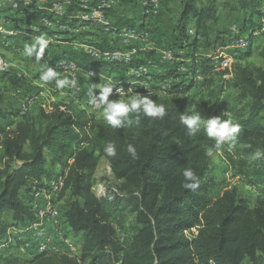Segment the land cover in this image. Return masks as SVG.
<instances>
[{
  "label": "trees",
  "instance_id": "1",
  "mask_svg": "<svg viewBox=\"0 0 264 264\" xmlns=\"http://www.w3.org/2000/svg\"><path fill=\"white\" fill-rule=\"evenodd\" d=\"M107 1L110 0H101ZM231 1L238 4L251 23L242 31L253 28L247 36L248 47L242 59L227 66L232 68L236 100L246 103L245 110L236 107L229 113H234L231 119L241 126L235 142L238 155L245 152L247 156L237 162L226 145L220 151L237 169L253 166L249 163L251 153L257 149L264 151V32L258 50L262 63H245L258 48L259 39L252 33L264 30L260 9L264 0ZM71 4L72 9L84 8L83 0H72ZM220 6L230 5L222 0H182L176 32L187 42L186 47L192 49L193 53L189 52L192 57L198 50L200 33H207L208 25L220 20ZM94 9L102 12V5ZM258 16L262 18L257 26L253 19ZM1 18L11 20L2 12ZM192 27L196 31L193 39L189 35ZM222 38L219 34L214 44L224 45ZM217 59V54L214 61L193 58L188 66L181 62L180 70L170 69L163 77L174 81L185 76L189 83L183 79L166 89L154 86L151 90L135 92L163 103L167 112L162 120L141 115L138 126L113 129L103 118L73 106H57L53 111L34 107L26 114L12 113L0 101V245L6 243L0 255L9 252L0 264H264V197L258 196L254 202L238 188L220 192L213 176L214 164L206 154L214 141L203 131L188 136L180 124L181 114L194 113L189 105V93L198 87L193 75L200 69L203 85L210 87L215 82L211 73L219 69L215 64ZM132 75L138 79L145 76ZM124 82L126 85L127 81ZM109 142L116 146L115 157L104 154V146ZM129 144L136 148V159L127 152ZM102 159L109 163L121 187L119 193L111 191L98 197L94 187ZM49 162L62 169L59 175L64 179V187L58 205L65 204L63 213L59 209V220L71 232H65L64 237L80 247L76 256L44 252L26 257L21 241H8L9 225L5 221L8 212L16 221L13 229L36 221L30 202L46 195L50 190L48 182L59 176L49 175ZM185 168H191L199 178V188L195 191L182 186ZM22 191L30 194L29 205L21 196ZM127 210L135 214L134 234L130 240L123 241L113 219ZM72 237L79 240L76 242Z\"/></svg>",
  "mask_w": 264,
  "mask_h": 264
},
{
  "label": "rangeland",
  "instance_id": "2",
  "mask_svg": "<svg viewBox=\"0 0 264 264\" xmlns=\"http://www.w3.org/2000/svg\"><path fill=\"white\" fill-rule=\"evenodd\" d=\"M36 1L37 0H17L16 2H18V13L20 15L29 13V16L36 18L35 15L36 9L40 8L38 4H36ZM48 1H49V6L47 7L46 12L49 15L53 16L52 18H50L52 21L45 20V17L43 15H38L37 19L39 20V22L41 21L42 26L49 29V32L53 31V33H55V35H51V36L47 34L45 35V38L49 41L50 44L59 43L60 40L58 39H72L73 36L87 33V31H91V30L94 31V35L97 36L98 39L96 41L94 40L95 42L94 45L93 44L88 45L87 42L90 40H88L87 38H83V39L80 38L78 40L72 41L71 43L72 48H70L71 50L67 54V57H63V55H61V58L56 63L52 58L53 54H49V58L45 54H43V57L41 58L40 62L37 63L34 60V58L25 56L23 54V49L21 48L13 49L11 40L4 38L3 40L1 39L4 45H0V58L3 60L4 66L2 67V69H0L2 70L0 71V101L4 109L8 112L20 113L19 112L20 109V111H23L22 113H26L27 111L29 112L34 107H42L48 111H53V109L56 108L57 106L72 105L80 110H86L90 114L93 113L94 115L97 116V118H103L101 114L102 110L95 108L93 109V107L88 103L89 98L87 96V90L91 84L96 85L97 95L99 94V88L103 86L105 83H109V82L116 84L119 83L120 84L119 87L121 88L123 87L125 94L129 97L131 95L137 94L135 93L137 91L138 92L144 91V89H140L144 86L145 87L148 86V89L150 88V90L154 89L155 88L154 86L164 89L163 84L170 80H164L163 77H165L164 75L168 70L174 67L173 64L176 60L175 55L180 52L186 54L188 52L193 53L192 49L189 46L186 47V45H188L187 42L183 41L181 38L179 43L177 41L178 43L177 45L174 44L169 45L168 49L161 52L160 54L158 53L159 49H161L160 45H157L155 42H153L152 52H151L152 56H148L146 52H142L143 50L141 51L138 47L135 46L139 42H136L135 45L132 44L133 41H138V39L141 40L142 43L147 44L146 42L147 40L150 39L151 37L150 35L154 33L155 24L150 25L152 28L149 29V31L146 30L147 29L146 27L148 26L146 24L151 23L153 21L152 17L154 16L155 18L160 13L162 9L161 0L159 1L156 7H152V5L149 6L150 0H144L145 2H147L146 3L147 13H145L146 26L144 25L142 29L124 28L123 30H122L124 26L123 24L121 27H118L115 25V23L111 21L110 11L113 9L114 4L117 3L115 2V0H113V3H110L109 8H107L102 13V17L99 18L100 21L98 19L92 18L90 14L91 13L90 11H92V9H94L99 5V0H95L94 3H92L89 0H83L82 7L84 8H80V9L76 7L74 9H72L71 7L68 9L67 6H72V5H70L71 3L65 0H48ZM222 1L229 3V5L232 4L231 0H222ZM11 2L13 4V0H11ZM263 8H264V4L260 8L261 12ZM221 10H227L226 13H229L228 17H224L221 15L220 18L222 22V24H220V27L225 31V33H227L225 35H222L223 37L222 39H224L225 41V43H223L224 45L214 44L216 43L215 42L216 35L215 33L211 32V36L209 37V39L207 37L206 39L207 42L203 43L202 49L200 51L201 53H211L210 56H207V57H211V59L214 58L216 54L218 55V59L215 62V64L218 67L221 66L219 68L221 71L217 70L218 72H224L226 70V69L225 70L222 69L223 67L224 68L226 67V63L230 64L231 62H235L237 60L234 57V50L233 47L231 46L238 39L237 36L247 37L250 35V32H252L251 30H253L252 27H249L247 32L242 31L245 28V25L242 23L241 14H235L234 12L232 13L231 8L229 7L225 8L223 6H220L218 12ZM23 16L27 17V15H23ZM260 16L255 17V19L258 18L259 22L260 19L264 16V13L261 18ZM232 24H235L236 26L233 25L234 26L233 28H229V26ZM3 25H4L3 22H1L0 32L2 34L5 33L7 34L9 30L13 29L12 25H10V27ZM92 25L94 27L93 29L91 28ZM216 29L220 30V28L217 27ZM38 31L40 33L41 30L38 29ZM263 32L264 30L261 32L260 29H257L255 32L252 33L253 36L259 39L258 40L259 42L256 43V47L258 46V48H255L254 53L249 59L246 60L245 63L256 64V65H260L262 63L258 58V50L259 47H261L259 45H261L260 39H261V34ZM134 33H138V34L142 33L143 38L135 36ZM111 34L119 35V36L121 35V39H120L121 44L120 46H115L114 49H109V47L103 46L105 44V39L103 35H107V37H109V35ZM189 35L190 38L193 39L195 35V29L193 27L189 30ZM65 36L66 38H63ZM29 37H31L30 39L32 41L35 38L32 34H30ZM209 41L211 43H209ZM14 42L17 43L16 40H14ZM209 44H211V48L208 49L206 45ZM184 45L185 48L180 50L181 49L180 46L183 47ZM228 45H229V50H231L230 53L227 52V50H224ZM87 48H89L88 51L91 55L90 59L85 58L83 53H81V55L78 54L83 51L85 52ZM134 48L139 51L137 54L132 56V58L134 59L131 62V64L127 63L124 57H122L121 60H119L118 62H114V63H110L103 59L98 60L101 58L102 53L104 51L111 50V52H116L119 53L120 55L123 54L130 55L134 50ZM243 51L240 52L241 54L239 53L238 57H241ZM75 53L78 55V58L76 59L73 58L72 56ZM171 57L173 59L169 60V58ZM204 57H206L205 54ZM226 57L231 58V60H227L225 62L224 60L227 59ZM92 60L101 63H108L110 65L105 67L91 66L89 67V70H86L87 66L93 63L91 62ZM63 63H67V64L74 63L77 65V68L71 69L72 67L66 66ZM45 66L52 67L53 69H55L58 74V78H67L69 80L76 79L77 86L75 88L66 87L64 89H57L55 85V81L49 82L46 85H42V82H40L39 80V76L42 68ZM179 67L177 68L178 70H180ZM135 69H142L141 70L143 71L142 75L145 74L144 78L141 77V79H138L136 76H133L132 71ZM91 71H94L96 75L92 76L90 73ZM195 77H198V75L194 74L192 77V79L196 84L197 80H195ZM124 78L128 79V81L126 80L127 81L126 85L124 82L125 81ZM184 78L187 77L181 76L179 79H177L176 82L179 81L182 82ZM230 78L231 77L229 74H225L224 76L221 75V77L217 78L215 82L210 84L211 86L208 88L195 87L194 93L192 94L190 93L191 95L189 97L190 109L194 112L198 111L201 114L202 118L205 119L216 116H222V114L225 112L228 113V116L224 118H231V115H233L234 113H229V111L230 109L234 110L236 107L245 110L246 103L245 102L240 103L239 100H236L237 93L236 90L232 87V84L229 82ZM185 80H187L186 83H189V79H185ZM109 99L110 100L119 99V96L116 95L115 92H113V95L110 96ZM24 109H26L27 111ZM227 148L230 149V151L235 155L237 162L240 159H243L247 156L245 152H242V156L238 155L239 152H237V146L231 148L227 146ZM250 158L251 159L249 163H251V165L253 166L242 167V168L238 166L237 169H234L233 166L229 164V162L221 152L218 153L216 152L213 154V156L211 157V160L214 164L213 176L215 177V180L218 183V190L220 192L238 188L244 196L249 197L254 202L258 196L264 197V158L258 160L252 159V156ZM240 170L242 171V173L239 172ZM55 175H59V174L50 173V176H55ZM96 177H97V184L94 187V192L96 195L99 194L100 196L101 194L104 193L108 194L111 191L115 193L120 192L121 182L117 181L113 177L111 167L105 159H102L99 162L96 171ZM56 178L57 177L51 179L48 182V184L53 180H55ZM25 201L28 204L26 198ZM64 204L65 203L59 204L58 206V208L61 209V212L63 211ZM134 219H135V214L132 213L130 210L119 213L114 217L113 219L114 226L116 227L118 234L120 235L123 241L130 240V238L134 234ZM6 220L8 222L13 221L12 215L10 213L6 214ZM47 226L49 229L50 227H53L54 232H56L57 229V234L54 239L56 240L55 244L60 247L61 240H63L62 236H64L66 232V228L63 226V224L60 222L59 219L57 220L53 219L51 222L48 223ZM31 232L29 231L27 233L26 227H16L15 229H13L12 226L9 227L8 229V236H11L14 239L21 241L23 243V250L27 251L24 252V255L26 257H31L30 253H38V252L41 253L40 239L35 243L33 241L34 239L33 233L35 234V232L32 230ZM49 235L51 234L49 233ZM72 238L76 242L79 240V238H75V237ZM31 242L35 244H30ZM5 247L3 244H1L0 252ZM64 250H66L65 252L68 253V247H64L63 251ZM8 256H9V252H7L6 250L0 255V263H1V259ZM245 264H249V263H245Z\"/></svg>",
  "mask_w": 264,
  "mask_h": 264
},
{
  "label": "crops",
  "instance_id": "3",
  "mask_svg": "<svg viewBox=\"0 0 264 264\" xmlns=\"http://www.w3.org/2000/svg\"><path fill=\"white\" fill-rule=\"evenodd\" d=\"M16 1L17 0H13V4H12L11 0H4L2 2V6L0 7V12H2V14L5 13L8 16V18L11 19L10 21H7V20L1 18L0 23L3 22V24H4L3 26H9V27H10V25L13 26V29L9 30L7 32V34L6 33L2 34L0 32L2 34V36H0V45H4L3 41H1V39L3 40V38H4V39H9L12 41L11 43H12L13 49L14 48L15 49L16 48L24 49L26 44L30 45L33 42L30 39L31 37H29L30 34H32L34 37H38L41 35H43L45 37L46 34L49 36L55 35V33H53V31L49 32V29L42 26L41 21L39 22V20L37 19L38 15H43L45 17V20L52 21L50 18L46 17V15H49L46 12L47 7L49 6L48 0H45V1L44 0L43 1L37 0L36 1V4H38V6L40 7L39 9L37 8V12L35 13L36 18L29 16V13L23 14V15H27V17L20 15L18 13V7H17L18 2H16ZM65 1H68L69 3L72 2V0H65ZM159 1L160 0H158V3H159ZM108 2L109 3H107V5H105L107 8H109L110 3H113V0H110ZM115 2H117V3L114 4L113 9L110 11V17H111V21L113 23H115L116 26L121 27L123 24L124 26H123L122 30L124 28H137V29L143 28V26L145 25V13H147L146 12V9H147L146 3L147 2H145L144 0H136L135 2H126L124 0H115ZM231 2H232V4L229 6V8H231L232 13L234 12L235 14H241L242 15V23L246 26L251 25L248 16H246L244 13H242L239 10L238 4L233 2V1H231ZM161 3H162V9H161L160 13L157 15L158 18L157 17L154 18V16H153L152 17L153 21L151 20L152 21L151 23L146 24L148 26L146 27L147 29L146 28L145 29L148 31H149V29L152 28L150 25L155 24L154 33H152V35H150L151 37L149 40H147V42H146L147 44L142 43V41L139 39H138V41H133V43H132L133 45H135L136 42H139L135 46L138 47L141 51L143 50L142 52H146L148 56H152L151 52H152L153 42H155L157 45H160L161 49H159V51H158V53L160 54L161 52L167 50L169 45H171V44L177 45L180 41V38H181L179 36V34L176 32V27H177V22H178L179 16L182 12V0H161ZM70 5H72V4H70ZM70 7L71 6H67L68 9ZM262 11L264 13V8L262 9ZM226 12H227V10H221V11H219V14L224 16V17H228L229 13H226ZM253 20H254L253 24H255V25L257 24V26H258V23H259L258 18L257 19L254 18ZM15 21H17L18 23ZM231 23H232V21H231ZM220 24H222L221 20H219L218 22H212L208 25L207 33H205V34L200 33L198 50L194 54L195 55L194 57H192V55H190L189 52L187 54L182 53V52L177 53L175 55L176 60L173 64L174 67L172 69H174L176 67L178 68V66H179L178 64L181 62L186 63V64H184V66H188L190 63H192L193 58L194 59L197 58L198 60L211 58V57H207V56H210L211 53H201L200 51L202 49L203 43L207 42V40H206L207 37L209 39V37L211 36V32L215 33L216 38L219 34L220 35L227 34L220 27ZM224 24H226V23H224ZM228 25H229V23H228ZM233 25L236 26L235 24H232L229 26V28H233L234 27ZM216 27L220 28V30L216 29ZM91 28L92 29L94 28L93 25L91 26ZM38 29L41 30L40 33H39ZM34 32H38L39 35H35ZM152 32H153V29H152ZM195 33H196V31H195ZM18 35H20V36H18ZM134 35L137 37L143 38L142 33H139V34L134 33ZM61 36H63V35H61ZM103 36L105 39V44L103 45L104 47H109V49H114L115 46H120L121 35L119 36V35L111 34V35H109V37H107V35H103ZM63 38H66V36ZM80 38L81 39L87 38L88 40H90L87 42L88 45H92V44L94 45L95 44L94 40L96 41L98 39V37L94 35L93 30L87 31V33H83L81 37L80 36H73L72 39H58V40H60L59 43H57V44H50L49 43L48 44V47L45 49L44 54L48 58H49V54H53L52 58H53L54 62L56 63L61 58V55H63V57H67V54L71 50L70 48H72L71 47L72 41L78 40ZM14 40H16L17 43L14 42ZM177 41H178V43H177ZM209 43H211V42L209 41ZM206 46L208 47V49L211 48V44L206 45ZM141 48H143V49H141ZM180 48H181V46H180ZM88 49L89 48H87L85 52L83 51V52H80L78 54L81 55V53H83L85 58L90 59L91 55H90ZM182 49L183 48H181L180 50H182ZM224 50H227V52H229V53L231 52V50H229V45ZM109 51H111V50H109ZM245 51L242 52L241 57H238L237 60L235 61V63L242 59ZM132 53L134 56L135 54L138 53V50L134 48ZM159 54H157V55H159ZM204 54L206 55V57H204ZM72 56H73V58L74 57L78 58V55L76 53L73 54ZM214 58H212L213 61H214ZM0 60H2V59L0 58ZM98 60H101V58ZM103 60H105V59H103ZM91 62H93L91 64H100L101 63V62H97L94 60H92ZM136 62H138V61H136ZM87 64H85V65H87ZM101 64H107V63H101ZM212 66H213V63H212ZM89 67H91V66L88 65L87 68L86 67H84V68H86V70H89ZM195 74H197L198 78H199L195 85H197L199 88L200 87L206 88L207 86L203 85L204 79H203V76L201 74V70L197 69ZM225 74H229L232 77L231 79H229L230 80L229 82L232 84V82H233L232 81L233 80L232 68L231 69L226 68V70L224 72H220V73L214 71V69H213L211 76L214 80H216L217 78L221 77V75L224 76ZM176 75H178V73ZM173 77H176V76H173ZM124 79H125V81L126 80L128 81V79H126V78H124ZM184 80H185V78H184ZM175 84H179V82L174 83V85ZM190 93L191 94L194 93V89ZM64 104H66V103H64ZM68 106H72V105H68ZM91 114H93V113H91ZM47 170H48L49 175H50V173H57V174L62 173L61 167H59V166L54 167L50 164V162L47 165ZM21 196L24 199L26 198L27 201L30 199V194H25L24 191L21 192ZM58 206L59 205L57 204V208H58ZM58 210H59V208H58ZM8 213H10L12 215L11 212H8ZM12 219H13L12 222H8L6 220V216H5V221L7 222L9 227L14 226L16 223V221L13 218V215H12ZM63 226L66 228V232L71 234L69 227L67 225H63ZM45 229L47 230L48 233L51 229L50 234H52V236H54V238H55V236L57 234V229H56V232H54L53 227H50V229H49L48 226H45ZM9 237H10L9 241H12L14 239L11 236H9Z\"/></svg>",
  "mask_w": 264,
  "mask_h": 264
},
{
  "label": "clouds",
  "instance_id": "4",
  "mask_svg": "<svg viewBox=\"0 0 264 264\" xmlns=\"http://www.w3.org/2000/svg\"><path fill=\"white\" fill-rule=\"evenodd\" d=\"M49 41L43 36L35 37L33 42L26 44L23 49V54L27 57L34 58L39 63L43 57L45 49L48 47ZM42 85L55 81L57 89H64L66 87L77 86L76 79L58 78V74L52 67L45 66L42 68L39 76ZM113 95L112 84L105 83L99 88L97 95L96 85L91 84L87 90L88 103L96 109L102 110V117L105 123L113 129H121L132 126L133 124H140V116L143 115L150 119H164L166 116V106L163 103L153 101L149 96H142L139 94L127 96L122 88L116 89V95L119 99L110 100L109 97ZM127 97V98H125ZM225 112L222 116L211 118H202L201 114L196 111L192 114L185 112L180 115V124L186 130L188 136H195L203 131L204 135L214 141L213 148L207 151V155L212 157L215 152L223 150L227 145L229 148L235 146V142L241 133V126L235 123L231 118L227 117ZM133 117H135L133 119ZM251 147V145H247ZM104 154L107 157L116 156V146L113 143H107L104 146ZM127 152L133 159L137 158V152L134 145L127 146ZM252 159L258 160L264 158V151L257 149L251 153ZM184 183L183 187L188 190L195 191L199 188V178L191 168H185L183 171Z\"/></svg>",
  "mask_w": 264,
  "mask_h": 264
},
{
  "label": "bare ground",
  "instance_id": "5",
  "mask_svg": "<svg viewBox=\"0 0 264 264\" xmlns=\"http://www.w3.org/2000/svg\"><path fill=\"white\" fill-rule=\"evenodd\" d=\"M108 2V1H107ZM153 7H155L156 4H158V0H150L149 1ZM2 6V4H0V7ZM29 6V5H28ZM18 7V5H17ZM27 9V8H26ZM91 13L90 14H95L96 12H101L97 9H92V11H90ZM94 19H98L100 21V17H92ZM50 21V20H49ZM96 21V20H95ZM263 25H264V18L263 20ZM104 24V23H103ZM106 28V27H105ZM251 33V32H250ZM133 35V34H132ZM238 35V34H237ZM237 40L236 42H240L242 41V49H240V46H236L235 44H232L231 46L233 47V50H234V57H238L239 53L245 49H247L248 47V39L247 37H243V36H237ZM7 44V43H6ZM118 50V49H117ZM115 51V50H114ZM128 53V52H127ZM124 55V54H123ZM133 53H131V55H125V56H122L124 57L125 61L126 62H131L133 61ZM121 55L119 53H116V52H111V51H105L102 53V56H101V59H105L106 61H110V62H118L119 60H121ZM227 58V57H226ZM227 60H231V58H227L225 59L224 61L226 62ZM223 61V62H224ZM73 62V61H72ZM222 63V62H221ZM60 64V63H59ZM69 67H72L71 69H76L77 68V65L74 64V63H70V64H67V63H63ZM229 65V63H226V67L222 68L223 70H225L227 68V66ZM4 66V63H3V60H0V69H2V67ZM62 66V65H60ZM145 69V68H144ZM142 69H138L136 71H132V73H135V74H140L142 73L143 71H141ZM220 70V69H218ZM2 71V70H0ZM221 71V70H220ZM74 73V72H73ZM77 73V72H76ZM92 76H95L96 73L95 72H90ZM146 81V80H145ZM171 81H168V82H165V83H169ZM164 83V84H165ZM112 86H113V92L116 93V89L117 88H121L119 86H117L115 83H111ZM163 84V85H164ZM169 86H164V89L168 88ZM143 88V87H142ZM144 88H148L144 86ZM122 89L124 90V88L122 87ZM141 89V88H140ZM30 106V104H29ZM92 106V105H91ZM93 107V106H92ZM95 107H93L94 109ZM96 109V108H95ZM26 110V109H24ZM27 111V110H26ZM22 114H26V113H22ZM59 184H61V187H60V192H56L55 193V196H54V192H55V189L57 188V186H59ZM50 185V190L48 191V193L46 195H41L42 197H37L38 200H33L32 202H30V206H31V209L32 211L35 213L36 215V221L34 223H31L29 226H27V233L31 230L35 232V234L33 233V236H34V239L33 241L36 243L39 239H40V251L41 253H44V252H47V253H57V254H61V253H66V254H69L71 256H76L79 254L80 252V247L78 245H75L71 242L70 239H67L63 236V239L64 240H61V246H57L55 244L56 240L54 239V237H52L51 235H49V233L47 232V230L45 229V226L48 225L49 222H51V216H47L46 215V212H49L50 209H51V206H52V200H53V210L55 211L54 212V217L53 219L54 220H57L59 219V217L61 215H59V212L58 209H57V204H58V200L60 198V194H61V191L63 190V187H64V179L63 177H57L55 180H53L52 182L49 183ZM106 193L104 194H101L99 196V194L97 195L98 197H103L105 196ZM58 222V221H57ZM32 233V232H31ZM25 235V234H24ZM32 235V234H31ZM28 236V234H27ZM32 236V237H33ZM31 237V236H30ZM47 238H50V240L47 241ZM10 240V239H9ZM8 240V241H9ZM3 241V240H2ZM7 241V242H8ZM29 241V240H28ZM35 243H30V244H35ZM27 244V243H26ZM29 244V243H28ZM59 244V242H58ZM4 247L6 246V243L3 244ZM64 247H68V253L65 252L66 250L63 251ZM38 249V248H37ZM30 252V251H29ZM40 253V252H38Z\"/></svg>",
  "mask_w": 264,
  "mask_h": 264
},
{
  "label": "built area",
  "instance_id": "6",
  "mask_svg": "<svg viewBox=\"0 0 264 264\" xmlns=\"http://www.w3.org/2000/svg\"><path fill=\"white\" fill-rule=\"evenodd\" d=\"M4 0H0V4H2ZM107 3L109 2H101V0H99V5H102V12H96L95 14H91L92 17H102V13L104 12V6L107 5ZM158 4L155 5V7L157 6ZM192 34V33H191ZM236 46H240V49H242V41L240 42H235L234 43ZM131 55V54H130ZM122 56H125V55H121ZM238 57H236L237 59ZM173 58H169V60H172ZM235 60V59H233ZM67 66V65H66ZM221 66H219L218 68H220ZM199 79V78H198ZM177 80H174V81H171L169 83H165L164 86H171L172 83H176ZM183 81V80H182ZM180 82V81H179ZM144 89V87H143ZM20 113H22L23 111H19ZM60 187H61V184H59V186H57V188L55 189V192H54V196H55V193L56 192H60ZM38 200V198L36 199ZM29 201H32V200H29ZM54 210H53V200H52V206H51V209L49 212H46V215L47 216H51V221L53 220V217H54ZM62 239H63V236H62ZM50 240V238H47V241ZM64 240V239H63ZM27 250V248H26Z\"/></svg>",
  "mask_w": 264,
  "mask_h": 264
}]
</instances>
